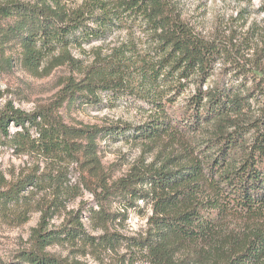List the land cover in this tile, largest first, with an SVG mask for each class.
Instances as JSON below:
<instances>
[{"label":"trees","instance_id":"1","mask_svg":"<svg viewBox=\"0 0 264 264\" xmlns=\"http://www.w3.org/2000/svg\"><path fill=\"white\" fill-rule=\"evenodd\" d=\"M182 1L0 0V72L16 64L35 75L69 70L49 102L31 111L9 101L0 107V143L36 160L12 179L0 172V217L22 224L31 210L40 213L13 264H90L86 256L133 264L127 252L115 262L101 257L120 246L143 253L150 264H264V0L256 9L260 21L242 34L244 48L228 39L240 56L235 62L227 35L196 30ZM114 32L123 35L105 52L97 46L90 60L73 55ZM229 61L228 71L215 70ZM102 95L147 120L65 123L64 103L98 104ZM125 133L164 139L167 153L138 160L110 182L98 143ZM72 164L97 199L89 214L97 235L86 230L81 211L65 210L64 200L74 195L67 180ZM36 192L45 195L35 198ZM110 196L124 201V209L137 201L150 207L137 235L110 228L123 215L107 211L103 201ZM63 210L61 223L51 225ZM55 246L60 250L51 251Z\"/></svg>","mask_w":264,"mask_h":264},{"label":"rangeland","instance_id":"2","mask_svg":"<svg viewBox=\"0 0 264 264\" xmlns=\"http://www.w3.org/2000/svg\"><path fill=\"white\" fill-rule=\"evenodd\" d=\"M261 0H183L181 2L184 18L193 25L196 30L203 32L222 31L226 36V41L233 37V44L244 48L242 38L243 32L253 21H260L262 15L257 13ZM242 12V17L239 16ZM231 30L233 33H231ZM230 34V35H229ZM123 33H112L105 42L92 41L83 46L84 52L78 49L71 50L73 55L83 60H90L92 56V47L101 46L103 52L113 46L121 39ZM229 45V43H228ZM231 56L235 62L240 56L236 53L237 49L231 45ZM233 67L232 62L217 63L216 71L223 68L228 71ZM69 75V70L65 66H59L52 70L48 75H35L26 72L19 64H16L11 72H0V107L5 102H11L15 107L25 111L33 110L37 105L45 104L61 87L60 78ZM231 77V76H230ZM232 78V77H231ZM235 80V78H233ZM65 123L69 125H114L127 123L131 126H138L147 120V114L139 111L135 107L126 105L124 101L112 99L107 95L101 96V102L98 104L66 105L65 103L59 109ZM9 130L14 131L15 127L9 125ZM165 140L146 142L135 140L128 133L109 137L106 140H100L99 157L103 170L108 174V181L113 182L119 177L125 175L133 163L138 160L145 163L158 159V152L166 155L167 149L162 150ZM36 162L35 158L28 155H17L13 149L0 143V172L7 179L17 176L21 169L31 167ZM68 184L71 185L72 194L64 200L65 210L81 211V220L86 230L94 235L100 233L99 229H92L89 214L91 209H97V199L93 193L88 191L81 184L80 172L77 165L69 166L67 174ZM30 190V188H29ZM27 193V191L25 192ZM44 192H36L34 197L41 198ZM104 206L110 213H121L110 228L117 230L126 236L137 235L146 226V217L150 214V207L145 206L144 202L137 201L136 207L124 209V201L109 197L103 201ZM55 216L51 220V225H59L65 216ZM39 211L31 210L28 213V219L22 224H15L14 221L0 217V264H13L14 255L26 246L30 230L37 224ZM51 251L60 250V247H50ZM127 252L133 254V264H150L144 257V254L134 249H126L120 246L116 253H103L101 257L105 262L116 260L120 254ZM135 252V253H134ZM86 259L90 264H99L89 256ZM102 264V263H101ZM195 264H211V261L197 260Z\"/></svg>","mask_w":264,"mask_h":264}]
</instances>
